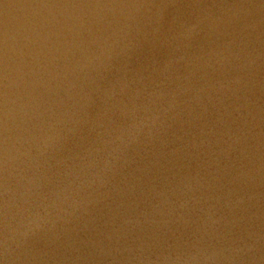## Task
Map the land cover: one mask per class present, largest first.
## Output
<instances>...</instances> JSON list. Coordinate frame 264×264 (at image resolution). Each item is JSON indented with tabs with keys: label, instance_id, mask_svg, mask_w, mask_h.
Masks as SVG:
<instances>
[{
	"label": "water",
	"instance_id": "1",
	"mask_svg": "<svg viewBox=\"0 0 264 264\" xmlns=\"http://www.w3.org/2000/svg\"><path fill=\"white\" fill-rule=\"evenodd\" d=\"M0 264H264V0H0Z\"/></svg>",
	"mask_w": 264,
	"mask_h": 264
}]
</instances>
